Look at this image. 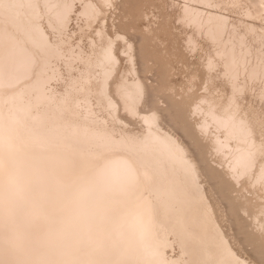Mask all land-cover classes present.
I'll return each mask as SVG.
<instances>
[{
  "label": "snow or ice",
  "instance_id": "6c2138e0",
  "mask_svg": "<svg viewBox=\"0 0 264 264\" xmlns=\"http://www.w3.org/2000/svg\"><path fill=\"white\" fill-rule=\"evenodd\" d=\"M260 8L0 0V171L13 150L5 109L23 123L43 108L51 125L33 142L40 164L26 209L15 206L17 179L0 183V264H264V0ZM172 108L186 113L237 224L251 221L231 239L212 221L196 161L160 132ZM161 147L179 174L161 179ZM157 215L189 259L162 258Z\"/></svg>",
  "mask_w": 264,
  "mask_h": 264
},
{
  "label": "bare ground",
  "instance_id": "6f19581e",
  "mask_svg": "<svg viewBox=\"0 0 264 264\" xmlns=\"http://www.w3.org/2000/svg\"><path fill=\"white\" fill-rule=\"evenodd\" d=\"M242 0H240L241 2ZM249 4L246 8L247 11L251 12L253 15L258 14L262 11L260 8L261 0H244ZM96 3H101V0H94ZM219 3H228L230 0H217ZM228 10H221L228 16ZM252 100V97H249ZM259 103L258 98L254 100ZM257 106V105H256ZM7 109H5V116L3 120L5 134L10 137L11 143L13 145V150L9 153L5 150L3 163L4 168L0 171V183H3L8 175L15 177L21 188L20 195L23 200L16 201V205L20 208L26 209V202L35 197L36 189L33 185L29 183V177L31 176L33 170L37 168L40 161L37 159L38 149L34 146V140L46 133L51 127L50 123L46 120L44 115V109L33 110L30 119L24 121L23 123H11L7 117ZM160 132L163 135H168L171 133L175 140L183 146L189 159L196 161L198 165V170L200 172V183L202 185V194L204 198L209 202V206L212 208V221L215 227L220 231L225 239H231L234 234H229L224 231L218 221V203L212 202L210 200L211 193V180L210 176H216V171L212 167H206L201 159L200 153L201 148H196L193 144V137H188L186 132H181L183 138L187 139V142L170 126L168 125L163 117L160 119ZM157 158L162 162L160 168V177L164 179L165 177H170L173 174L180 173V164L178 161L169 159L168 155L161 147L156 152ZM200 156V157H199ZM214 173L209 176V173ZM217 177V176H216ZM230 207V206H229ZM235 210L234 208L230 207ZM236 211V210H235ZM221 212V211H220ZM224 212V211H223ZM237 215V212L235 213ZM251 223V221H249ZM156 223V242L158 244V250L161 253L163 259L168 261H176L180 259H189V255H181V246L179 243L180 236L178 232L173 231L172 224L169 221L164 220L160 215L155 217ZM231 228V226H230ZM232 231V228L230 229ZM175 246L178 249L177 255L169 256L167 249L175 250ZM185 253H190L192 251V246L189 245L184 249Z\"/></svg>",
  "mask_w": 264,
  "mask_h": 264
},
{
  "label": "rangeland",
  "instance_id": "374dc122",
  "mask_svg": "<svg viewBox=\"0 0 264 264\" xmlns=\"http://www.w3.org/2000/svg\"><path fill=\"white\" fill-rule=\"evenodd\" d=\"M242 4H244L246 6V8L249 7V4L242 0L241 1ZM228 16L230 18H234V19H238L239 16L236 14V11L233 9H229L228 10ZM161 76H165L168 73V68L166 67V62L163 56H161L158 60V67L155 69ZM250 100V99H249ZM255 105H257V107H259V103H256L255 101H252ZM163 119L165 120V122L170 125L182 138V134L180 131L182 132H186V135L188 137H193L194 134L192 133V129H191V125L189 123V119L186 115V113L182 110L176 109V108H172L170 110H165L162 114ZM184 141L187 142V139L183 138ZM201 153V159L203 160V163L206 167H211V165L208 163L207 158H206V150L201 146L200 147ZM199 156V157H200ZM214 174L209 173V176ZM210 184L212 186L211 189V193H210V200L212 202H217L218 203V221L222 227V229L224 231H227L229 234H236L238 233L241 228L244 229H248L250 227H252V224L249 221H243L241 224H237L236 220H235V213L236 211L231 209L229 207V204L227 203V201L225 200V198L223 197V195L220 194V190L217 187V177L216 176H210ZM258 207V205H257ZM221 211V212H220ZM224 211V212H223ZM249 211L253 214H255V208L250 207ZM232 228V231L230 230ZM167 253L169 256L172 255H177L178 254V249L175 246V250H171L170 248L167 249Z\"/></svg>",
  "mask_w": 264,
  "mask_h": 264
}]
</instances>
